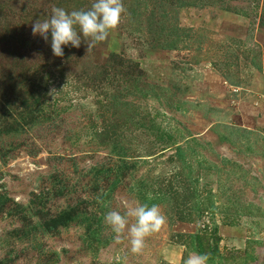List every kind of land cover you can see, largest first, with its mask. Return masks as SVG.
Masks as SVG:
<instances>
[{"label": "rangeland", "instance_id": "374dc122", "mask_svg": "<svg viewBox=\"0 0 264 264\" xmlns=\"http://www.w3.org/2000/svg\"><path fill=\"white\" fill-rule=\"evenodd\" d=\"M93 2L0 0V264H264V0H123L63 57L32 34ZM137 204L167 221L132 253L104 216Z\"/></svg>", "mask_w": 264, "mask_h": 264}, {"label": "clouds", "instance_id": "9594fccd", "mask_svg": "<svg viewBox=\"0 0 264 264\" xmlns=\"http://www.w3.org/2000/svg\"><path fill=\"white\" fill-rule=\"evenodd\" d=\"M125 11L123 0H94L90 9L71 12L62 7H53L48 18L42 21L37 19L32 23V34L40 35L45 41L50 34L51 50L56 57L64 56L62 46L79 48L82 39L89 51L98 43L104 42L118 28ZM54 92L55 89L51 90L50 95ZM130 219L134 221L131 224ZM166 221V216L155 204H137L129 207L124 214L112 210L104 216V223L117 236L127 231L132 253L142 252L146 239L159 232ZM208 261L207 254L190 253L184 264H208Z\"/></svg>", "mask_w": 264, "mask_h": 264}, {"label": "trees", "instance_id": "16d2710c", "mask_svg": "<svg viewBox=\"0 0 264 264\" xmlns=\"http://www.w3.org/2000/svg\"><path fill=\"white\" fill-rule=\"evenodd\" d=\"M202 254V253H201Z\"/></svg>", "mask_w": 264, "mask_h": 264}]
</instances>
